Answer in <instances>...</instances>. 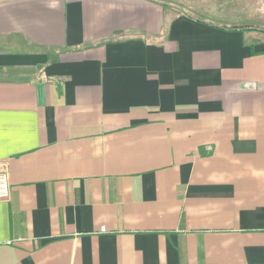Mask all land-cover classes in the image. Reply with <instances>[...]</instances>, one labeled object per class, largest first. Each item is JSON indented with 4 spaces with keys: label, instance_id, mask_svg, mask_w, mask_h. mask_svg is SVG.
<instances>
[{
    "label": "crops",
    "instance_id": "1",
    "mask_svg": "<svg viewBox=\"0 0 264 264\" xmlns=\"http://www.w3.org/2000/svg\"><path fill=\"white\" fill-rule=\"evenodd\" d=\"M239 1L0 0V264H264Z\"/></svg>",
    "mask_w": 264,
    "mask_h": 264
},
{
    "label": "rangeland",
    "instance_id": "2",
    "mask_svg": "<svg viewBox=\"0 0 264 264\" xmlns=\"http://www.w3.org/2000/svg\"><path fill=\"white\" fill-rule=\"evenodd\" d=\"M186 2L182 3V6L187 8L190 12L196 16H201L205 18H209L203 13H199L197 11V3L194 0H186ZM205 1V2H203ZM213 0H200L202 11H210L213 12ZM241 7L239 8L238 22L246 25L247 27H256V26H264V0H241L239 1ZM218 5V4H216ZM206 7V8H204ZM218 7V6H217ZM223 23V22H221ZM226 24H230L231 22L227 21ZM248 24V25H247Z\"/></svg>",
    "mask_w": 264,
    "mask_h": 264
},
{
    "label": "built area",
    "instance_id": "3",
    "mask_svg": "<svg viewBox=\"0 0 264 264\" xmlns=\"http://www.w3.org/2000/svg\"><path fill=\"white\" fill-rule=\"evenodd\" d=\"M10 196V183L7 165L0 162V199H8Z\"/></svg>",
    "mask_w": 264,
    "mask_h": 264
},
{
    "label": "trees",
    "instance_id": "4",
    "mask_svg": "<svg viewBox=\"0 0 264 264\" xmlns=\"http://www.w3.org/2000/svg\"><path fill=\"white\" fill-rule=\"evenodd\" d=\"M259 28L263 29V32H264V26H259ZM245 29L248 30L250 28L249 27H246ZM250 50H251V52H253V46L252 45L250 46Z\"/></svg>",
    "mask_w": 264,
    "mask_h": 264
}]
</instances>
